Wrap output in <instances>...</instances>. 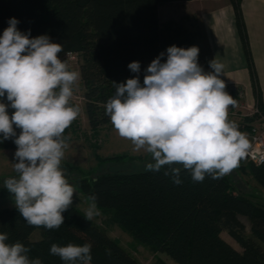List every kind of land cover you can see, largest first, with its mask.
Here are the masks:
<instances>
[{
  "label": "trees",
  "instance_id": "16d2710c",
  "mask_svg": "<svg viewBox=\"0 0 264 264\" xmlns=\"http://www.w3.org/2000/svg\"><path fill=\"white\" fill-rule=\"evenodd\" d=\"M172 1L189 0H0V36L9 26L10 18L16 17L22 32L30 30L32 37L46 34L62 45L63 52H79L85 110L95 133L98 128L112 124L104 105L116 94V83L137 75L143 83L147 67L160 53H165L161 62H166L169 46L195 45L201 51L198 31L176 20L161 22L159 5ZM230 1L235 8L255 95L264 109L242 0ZM133 61L140 62L139 73L129 69ZM0 101L8 103L6 97ZM8 111L11 115L14 110L9 107ZM77 126L78 121H73L64 136L69 131L77 132ZM16 131L19 134L21 130ZM13 139L0 142V149L17 148ZM125 157L139 159L136 155L96 154L101 163ZM62 164L75 167L68 162ZM236 169L248 172L264 188V164L257 165L244 158ZM231 174L219 179L206 176L203 182H195L181 167L182 183L177 185L171 175H165L164 168L95 171L80 178L77 185L90 200L96 197L97 207L109 212L114 222L139 243L155 253H167L176 264H264V203L242 191ZM64 215L65 222L60 228L48 230L29 225L16 207L3 208L0 233L8 234L9 243L22 242L30 249V259L40 258L42 264H64L50 254L53 243H91L90 264H143L118 238L93 219L88 221L85 212L74 203ZM240 216L249 219L250 232ZM36 229H40L41 238L32 240L31 234ZM223 231L242 250L229 243Z\"/></svg>",
  "mask_w": 264,
  "mask_h": 264
},
{
  "label": "clouds",
  "instance_id": "9594fccd",
  "mask_svg": "<svg viewBox=\"0 0 264 264\" xmlns=\"http://www.w3.org/2000/svg\"><path fill=\"white\" fill-rule=\"evenodd\" d=\"M18 24L16 17L10 18L0 36V98L8 101H0V142L14 138L17 145L16 175L3 186L29 225L58 229L76 195L61 165L71 139L65 130L80 113L71 103L80 73L61 59L60 43L46 34L32 37ZM199 52L195 45L169 46L166 62L160 53L147 67L143 83L139 75L116 83V94L104 105L118 135L134 151L151 155L146 170L164 168L177 185L182 183L181 167L195 182L230 174L251 147L237 122L228 118L235 100L221 78L223 65L214 59L209 62L212 71H205ZM128 67L140 72L139 61ZM91 201L88 221L100 214L96 197ZM8 240L7 233H0V264H42L40 258L30 259L22 242ZM50 254L64 264H90L92 245L53 243Z\"/></svg>",
  "mask_w": 264,
  "mask_h": 264
},
{
  "label": "rangeland",
  "instance_id": "374dc122",
  "mask_svg": "<svg viewBox=\"0 0 264 264\" xmlns=\"http://www.w3.org/2000/svg\"><path fill=\"white\" fill-rule=\"evenodd\" d=\"M163 4H161V8ZM180 10V8H179ZM181 12V10L179 11ZM163 19L168 16V10L163 8ZM199 31V27H194ZM203 37V36H202ZM84 88L81 82L74 89V95H82ZM78 130L69 131L65 137H71L68 140L69 147L65 151V157L62 162H68L75 167L61 165L69 182L74 186L76 195L74 204L85 213L92 202L77 185V181L82 177H89L96 172H115V171H142L146 170V164L152 162L151 155L147 152H136L129 140L121 138L112 124L98 128L95 133L89 125L87 116L82 119ZM247 132V131H245ZM246 134V133H244ZM96 144L97 146H93ZM17 148L0 149V209L15 207L13 195L3 186L5 179L15 176L14 163L15 151ZM96 154L102 157H108L118 154L136 155L139 159L131 160L125 157L119 161L99 162ZM99 164V165H98ZM233 182L240 185V189L249 193L262 203H264V188L248 173L234 169L231 174ZM98 208V207H97ZM100 214L93 220L103 227L112 237L120 240V243L131 251L143 264H176L175 260L165 252H153L148 246L139 243L134 237L125 231L119 224L114 222L109 212H104L98 208ZM41 238L40 229H36L31 234V239Z\"/></svg>",
  "mask_w": 264,
  "mask_h": 264
},
{
  "label": "crops",
  "instance_id": "0c3cea01",
  "mask_svg": "<svg viewBox=\"0 0 264 264\" xmlns=\"http://www.w3.org/2000/svg\"><path fill=\"white\" fill-rule=\"evenodd\" d=\"M163 8L168 10V16L165 19L162 17ZM242 10L264 102V0H242ZM159 16L161 22L176 20L190 29L199 27L201 31L199 58L216 59L223 65L221 78L225 84H237L243 90L242 102L256 103L257 98L249 62L237 26L235 8L230 0L166 2L163 3L162 8L161 4L159 5ZM233 99L236 101L235 98ZM241 132L246 133L251 143L248 132ZM240 219L250 232L249 219L246 216H240ZM222 235L235 248L242 250L237 241L226 231H223Z\"/></svg>",
  "mask_w": 264,
  "mask_h": 264
},
{
  "label": "built area",
  "instance_id": "2783aa9c",
  "mask_svg": "<svg viewBox=\"0 0 264 264\" xmlns=\"http://www.w3.org/2000/svg\"><path fill=\"white\" fill-rule=\"evenodd\" d=\"M61 59H67L70 68L80 73V55L77 51H65L60 54ZM211 59L209 57L198 58L199 64L205 71H212L209 66ZM81 81V78H80ZM226 91L237 98L234 106L228 109L229 120L237 122L240 131H247L251 138V147L248 155L245 157L257 165L264 164V109L256 103L242 102L244 98L243 90L237 84L226 85ZM86 98L82 95H73L71 103L80 107V113L76 120L80 124L86 117L85 110Z\"/></svg>",
  "mask_w": 264,
  "mask_h": 264
}]
</instances>
